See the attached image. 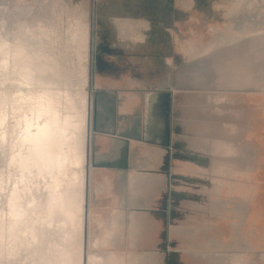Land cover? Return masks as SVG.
<instances>
[{
	"label": "rangeland",
	"instance_id": "rangeland-1",
	"mask_svg": "<svg viewBox=\"0 0 264 264\" xmlns=\"http://www.w3.org/2000/svg\"><path fill=\"white\" fill-rule=\"evenodd\" d=\"M92 1L0 0V38L14 42L30 31L37 37L36 40L34 37V42L41 40V43H47L59 31L57 33H62L61 48L64 50H60L61 53L72 58L69 63L76 72L79 69L76 67L81 68L72 84L64 90L73 93L78 101L83 95L91 97L90 154L85 167L91 176V182L86 188L90 207L89 220L83 224L84 255H87V259L97 256L104 264H217L214 262L215 253L232 250L236 245L239 246L237 252L243 253L244 259L239 264H264V251L246 252L244 248L240 249L245 241V223L252 210L253 185L249 198H237L228 203L219 199L216 203L208 197H202L201 193H196L195 184L188 182L186 197L178 198V168H173L176 172L175 175L171 174V182L167 183L166 198L156 199L165 206L157 207V203L154 214L149 216L132 208L133 212L129 216H122L129 221L112 224L115 227L113 229L107 223L102 227V189L99 190V186L92 181L96 140H99V126L96 122L97 116L102 112V78L107 77L121 84L129 81L135 83L142 79L158 85H162L164 81L166 83L170 78L173 97L174 93L178 94L176 90L179 86L190 88L193 86L190 83L194 81L195 61L188 58L186 64L180 51L192 47L189 54L193 57L195 50H202L214 36L223 34L229 23L235 28L234 33L241 35L236 43L238 46L235 45L230 50L243 51L237 53L241 59L244 56V62L251 63L252 84L257 79V83L261 82L260 89L264 91V0H194L190 9L185 8L180 0H95L93 12ZM232 13L233 17H229ZM123 16L149 22V28L142 30L143 37H124L121 34L113 18ZM74 29L76 33H82V45L87 47L86 53L80 51L77 56L75 50H72L73 44L66 42ZM56 45L59 46L58 43ZM212 47L213 45H209L208 49ZM0 72L3 71L0 69ZM8 78L13 76L8 75ZM16 84L12 79L4 85L0 84V93L9 91L11 98L17 97L20 92H16ZM255 89L259 88L252 86V91ZM206 96L203 93V98ZM202 102L211 104L205 99ZM7 105L11 108L10 100ZM173 105L172 99V114ZM13 122L14 119L10 116L11 126ZM10 129L8 145L4 148L0 146V175L3 174L6 178L0 186V209L5 211L3 214L8 213L6 197L14 187L12 182L20 177L16 168L12 169L8 165L10 146L19 134L18 129ZM174 148L176 155V142ZM254 155L255 152L252 151V168L256 167ZM9 170L13 171L11 178L8 177ZM170 190L173 191L172 196L171 192L168 193ZM42 199V196H38L39 202ZM202 206L209 208L205 211L217 213L222 212L225 207L229 210L234 207L236 223L232 246L216 245V240L220 238L218 233L222 232H218L211 223L218 215L207 214L205 217L208 220L201 224L200 220L204 217L198 208ZM103 217L107 219L110 215ZM55 228V232L60 230V227ZM57 235L60 240V235ZM10 261L11 264H34L25 250ZM83 264L87 263L84 261Z\"/></svg>",
	"mask_w": 264,
	"mask_h": 264
},
{
	"label": "crops",
	"instance_id": "crops-1",
	"mask_svg": "<svg viewBox=\"0 0 264 264\" xmlns=\"http://www.w3.org/2000/svg\"><path fill=\"white\" fill-rule=\"evenodd\" d=\"M234 31L226 24L223 34L195 50L193 57L192 47L180 51L186 64L188 58L195 61L194 81L190 88L179 86L173 97L170 78L167 86L165 81L162 85L142 79L121 84L102 78V112L96 122L99 140L92 165V181L102 189V227L107 223L114 229L112 224L129 221L122 216H129L132 208L154 214L156 199L166 198L167 183L175 175L173 168H178V198L186 197L188 182L195 184L196 193L216 203L249 198L253 185L252 210L240 249L264 251V91L257 79L252 84L251 63L237 53L243 51L230 50L241 37ZM209 45L214 46L208 49ZM252 86L261 91H252ZM203 99L211 104H203ZM252 151L255 168L251 167ZM199 209L204 217L201 224L208 220L207 214L218 215L211 223L222 232L216 245L232 246L234 207L219 213L205 211L209 208L204 206ZM185 210L187 214L186 206ZM107 215L110 218L105 219ZM237 249L215 255L239 264L244 259Z\"/></svg>",
	"mask_w": 264,
	"mask_h": 264
},
{
	"label": "bare ground",
	"instance_id": "bare-ground-1",
	"mask_svg": "<svg viewBox=\"0 0 264 264\" xmlns=\"http://www.w3.org/2000/svg\"><path fill=\"white\" fill-rule=\"evenodd\" d=\"M114 22L124 37H143L142 30L149 28L144 19ZM57 32L47 43L34 42L37 37L30 31L14 42L0 38V84L12 79L20 92L15 98L9 91L0 93V146L8 145L11 127L18 129L8 165L20 174L6 197L8 213L0 209V264H11L10 259L22 250L28 251L34 264H104L97 256L87 259L83 245V224L89 220L90 207L86 188L91 176L85 167L90 154L91 97L83 95L78 101L64 90L81 68L76 67V72L69 63L72 58L61 53L62 33ZM81 36L74 29L66 40L73 44L76 56L87 52ZM5 181L1 174L0 186ZM214 256L217 264H236Z\"/></svg>",
	"mask_w": 264,
	"mask_h": 264
},
{
	"label": "flooded vegetation",
	"instance_id": "flooded-vegetation-1",
	"mask_svg": "<svg viewBox=\"0 0 264 264\" xmlns=\"http://www.w3.org/2000/svg\"><path fill=\"white\" fill-rule=\"evenodd\" d=\"M180 2H182V5L185 6V8L190 9V7H192L194 0H180ZM114 18H125L123 17H114ZM114 18H113V22H114ZM134 18V17H133ZM140 19V18H138ZM147 21V20H146ZM148 22V21H147ZM115 23V22H114ZM149 23V22H148Z\"/></svg>",
	"mask_w": 264,
	"mask_h": 264
},
{
	"label": "water",
	"instance_id": "water-1",
	"mask_svg": "<svg viewBox=\"0 0 264 264\" xmlns=\"http://www.w3.org/2000/svg\"><path fill=\"white\" fill-rule=\"evenodd\" d=\"M92 2H93V3H92V4H93V5H92V12H93V10H94L93 6H94V2H95V0H93ZM92 14H93V13H92Z\"/></svg>",
	"mask_w": 264,
	"mask_h": 264
}]
</instances>
